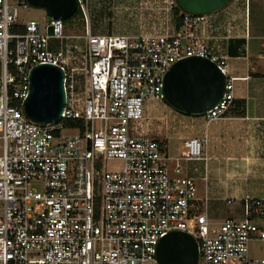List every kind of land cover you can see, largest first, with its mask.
Instances as JSON below:
<instances>
[{
    "label": "built area",
    "instance_id": "1",
    "mask_svg": "<svg viewBox=\"0 0 264 264\" xmlns=\"http://www.w3.org/2000/svg\"><path fill=\"white\" fill-rule=\"evenodd\" d=\"M76 1L83 35L67 34L60 18L20 21L31 5L0 0V264H159L157 245L172 231L195 240L196 264H264L249 254L251 241L264 242V198L245 193L241 218L211 220L195 179L178 162L171 170L163 142L142 131L145 104L164 101L163 78L185 57H205L225 77L205 120L237 98L225 57L199 40L209 13L182 12L177 31L94 34L86 0ZM37 64L63 72L64 105L51 122L23 109ZM202 154L203 140L190 138L175 160Z\"/></svg>",
    "mask_w": 264,
    "mask_h": 264
},
{
    "label": "crops",
    "instance_id": "2",
    "mask_svg": "<svg viewBox=\"0 0 264 264\" xmlns=\"http://www.w3.org/2000/svg\"><path fill=\"white\" fill-rule=\"evenodd\" d=\"M234 2L230 0L209 13L198 32L201 42L225 57L228 75L236 77L237 98L231 107L219 118L207 121L201 115L182 114L165 101L149 100L147 119H168V123L149 127L146 119L142 124L144 133L165 145L169 168L173 170L178 162L182 175L195 179L199 204L214 221L242 217L231 212L215 220L219 213L216 200L221 199V195L226 202L236 200L238 203L245 193L264 198V27L251 22V0H245L243 10L237 13L231 11ZM90 30L92 32L91 26ZM255 41L258 48L255 45L257 49L253 51L250 43ZM238 91L242 92V97ZM157 109L167 115H158ZM190 138L203 140L202 157L175 160ZM180 140L182 146L177 144Z\"/></svg>",
    "mask_w": 264,
    "mask_h": 264
},
{
    "label": "water",
    "instance_id": "3",
    "mask_svg": "<svg viewBox=\"0 0 264 264\" xmlns=\"http://www.w3.org/2000/svg\"><path fill=\"white\" fill-rule=\"evenodd\" d=\"M43 8L48 17L68 19L77 9L76 0H26ZM230 0H175L189 14L212 13ZM29 94L24 113L37 122L54 121L64 105L63 72L51 64H37L29 72ZM225 77L209 59L188 56L171 65L163 78L164 101L187 115H200L212 108L224 92ZM156 257L159 264H196L197 245L187 233L172 231L160 239Z\"/></svg>",
    "mask_w": 264,
    "mask_h": 264
},
{
    "label": "rangeland",
    "instance_id": "4",
    "mask_svg": "<svg viewBox=\"0 0 264 264\" xmlns=\"http://www.w3.org/2000/svg\"><path fill=\"white\" fill-rule=\"evenodd\" d=\"M244 1L245 0H235L231 7V11L236 13L237 11H242ZM176 6L175 0H86L85 11L92 32L94 33L138 35L163 32L167 27L169 29L173 27L174 10ZM250 15L251 22L255 21L258 26L264 27V0H251ZM47 17L48 15L45 13L44 9L40 7H22L19 11L20 21L36 19L42 22ZM85 25L86 23L81 12V14L66 22L67 34L83 35ZM73 42L78 46V49L83 50V38L73 39ZM250 44H252L253 51H256L254 49L258 48V42L255 41ZM255 45H257V48L254 47ZM75 53H77V51H75ZM146 104L145 112L147 113ZM155 112H157L158 115H167L162 109H157ZM167 120L168 119L160 120L151 118L147 121V124L149 127H155L159 124L164 125L168 123ZM143 123L145 122L143 121ZM177 144L182 146L183 142L180 140L177 141ZM117 165H119L118 162L107 161L105 166L107 169H113ZM220 197L221 199L219 198V200H216L219 213L215 217V220H221L231 212H233L236 217L242 216V208L236 200L227 203L226 200H224V195ZM249 254L254 257L264 256V242L260 240L251 241L249 243Z\"/></svg>",
    "mask_w": 264,
    "mask_h": 264
},
{
    "label": "trees",
    "instance_id": "5",
    "mask_svg": "<svg viewBox=\"0 0 264 264\" xmlns=\"http://www.w3.org/2000/svg\"><path fill=\"white\" fill-rule=\"evenodd\" d=\"M81 14L80 8L79 6H77L76 11L73 13L72 16H70L68 19H64L65 22L70 21L71 19H73L74 17H76L77 15ZM183 13L182 11L178 8V6L175 7L174 10V28L177 31L183 24ZM14 31H22L23 27L21 25H17L14 27L13 29ZM166 103V102H165ZM167 104V103H166ZM181 113V112H180ZM184 114V113H182ZM201 115V114H200Z\"/></svg>",
    "mask_w": 264,
    "mask_h": 264
}]
</instances>
